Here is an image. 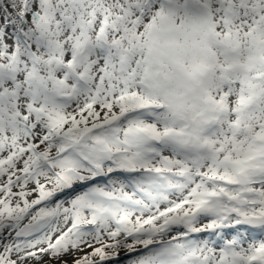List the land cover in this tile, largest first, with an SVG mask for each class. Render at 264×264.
I'll return each instance as SVG.
<instances>
[{
  "label": "snow or ice",
  "instance_id": "6c2138e0",
  "mask_svg": "<svg viewBox=\"0 0 264 264\" xmlns=\"http://www.w3.org/2000/svg\"><path fill=\"white\" fill-rule=\"evenodd\" d=\"M40 262L264 264V0H0V264Z\"/></svg>",
  "mask_w": 264,
  "mask_h": 264
},
{
  "label": "rangeland",
  "instance_id": "374dc122",
  "mask_svg": "<svg viewBox=\"0 0 264 264\" xmlns=\"http://www.w3.org/2000/svg\"><path fill=\"white\" fill-rule=\"evenodd\" d=\"M45 259H47V258H45ZM66 259L71 260V257H66ZM40 264H44V262H40Z\"/></svg>",
  "mask_w": 264,
  "mask_h": 264
}]
</instances>
